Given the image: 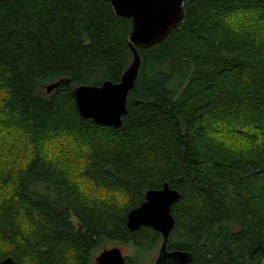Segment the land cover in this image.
<instances>
[{
    "label": "trees",
    "instance_id": "16d2710c",
    "mask_svg": "<svg viewBox=\"0 0 264 264\" xmlns=\"http://www.w3.org/2000/svg\"><path fill=\"white\" fill-rule=\"evenodd\" d=\"M183 10L136 49L112 128L81 118L73 91L120 82L132 21L107 0H0V137L21 139H0V262L91 264L101 241L155 249L161 234L130 232L127 215L166 184L179 194L166 252L264 264V0Z\"/></svg>",
    "mask_w": 264,
    "mask_h": 264
},
{
    "label": "water",
    "instance_id": "95a60500",
    "mask_svg": "<svg viewBox=\"0 0 264 264\" xmlns=\"http://www.w3.org/2000/svg\"><path fill=\"white\" fill-rule=\"evenodd\" d=\"M115 13L132 21L130 49L133 61L117 84L104 82L100 86H79L73 91L79 116L97 126L119 128L126 115V98L132 90L140 66L136 49H148L159 44L181 22L183 5L189 0H107ZM57 83L49 84L45 91L51 93ZM179 194L166 184L160 190L145 194V201L127 215L126 227L132 232L140 227L161 234L163 240L154 264H188L190 256L183 252H166L168 236L174 227L171 207ZM0 264H14L6 258ZM95 264H127L119 248L104 250L95 258Z\"/></svg>",
    "mask_w": 264,
    "mask_h": 264
},
{
    "label": "rangeland",
    "instance_id": "374dc122",
    "mask_svg": "<svg viewBox=\"0 0 264 264\" xmlns=\"http://www.w3.org/2000/svg\"><path fill=\"white\" fill-rule=\"evenodd\" d=\"M256 15H254L255 17ZM243 18L241 17H235L230 19V21L233 22H242L243 20H241ZM261 28V27H260ZM48 85H44L42 87V92L46 93L45 89ZM2 133H0L1 135ZM7 138L4 136H1L0 139L3 142H9V140H13L16 143H20L19 141L21 140L19 137H16V135L11 132L6 134ZM3 137V138H2ZM72 145V146H71ZM74 144H69L68 146H70V148L73 147ZM15 155V152H14ZM160 244L158 246H156L155 249H151L149 251L147 250H142V249H137L134 246H132L131 244H117L115 242H110V241H101V243L98 245L97 249L93 252L92 254V258H91V264H95V258L97 256H99V254L101 252H103L104 250H109L112 248H119L122 255L124 256L125 259H129L132 260L134 262V264H154L159 256V249H160Z\"/></svg>",
    "mask_w": 264,
    "mask_h": 264
},
{
    "label": "clouds",
    "instance_id": "9594fccd",
    "mask_svg": "<svg viewBox=\"0 0 264 264\" xmlns=\"http://www.w3.org/2000/svg\"><path fill=\"white\" fill-rule=\"evenodd\" d=\"M4 93H3V91H0V95H3Z\"/></svg>",
    "mask_w": 264,
    "mask_h": 264
}]
</instances>
